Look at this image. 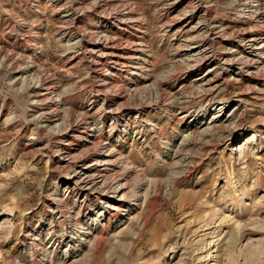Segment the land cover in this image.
Returning <instances> with one entry per match:
<instances>
[{
  "label": "rangeland",
  "instance_id": "1",
  "mask_svg": "<svg viewBox=\"0 0 264 264\" xmlns=\"http://www.w3.org/2000/svg\"><path fill=\"white\" fill-rule=\"evenodd\" d=\"M0 264H264V0H0Z\"/></svg>",
  "mask_w": 264,
  "mask_h": 264
},
{
  "label": "bare ground",
  "instance_id": "2",
  "mask_svg": "<svg viewBox=\"0 0 264 264\" xmlns=\"http://www.w3.org/2000/svg\"><path fill=\"white\" fill-rule=\"evenodd\" d=\"M112 153H113L112 151L111 152L109 151L107 153V151H103L102 150L101 155L97 159H95V161H94L95 165H93V166H99V165L106 164L105 162L107 161V158H110L112 156ZM85 174H83V172L80 173V170H79V171H76L69 178L71 180H76V181L79 180V181L83 182L84 184H87V182L91 181L92 184H95V185L96 184H98V185L100 184L101 186H108V188L112 189V192L114 194L113 197H112L113 198L112 202L114 201V203L115 202H119L120 200H123L124 197L126 196L125 192H124L125 188L127 187L126 184H124V183L122 184L116 179H113L112 181H109V180H107L105 178H101V176H88V174L87 175H85Z\"/></svg>",
  "mask_w": 264,
  "mask_h": 264
}]
</instances>
